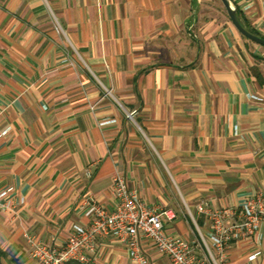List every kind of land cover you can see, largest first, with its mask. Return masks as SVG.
Listing matches in <instances>:
<instances>
[{
  "label": "crops",
  "instance_id": "obj_1",
  "mask_svg": "<svg viewBox=\"0 0 264 264\" xmlns=\"http://www.w3.org/2000/svg\"><path fill=\"white\" fill-rule=\"evenodd\" d=\"M231 1L264 37V0ZM221 4L0 0V192L23 198L0 210V264H35L25 235L60 243L91 221L87 199L111 211L117 171L149 207L172 210L166 233L189 241L209 227L197 203L237 209L264 190V46ZM142 247L147 264H170ZM87 256L129 264L112 235ZM224 264H264V220Z\"/></svg>",
  "mask_w": 264,
  "mask_h": 264
},
{
  "label": "built area",
  "instance_id": "obj_2",
  "mask_svg": "<svg viewBox=\"0 0 264 264\" xmlns=\"http://www.w3.org/2000/svg\"><path fill=\"white\" fill-rule=\"evenodd\" d=\"M108 94L110 90L105 89ZM253 99L261 98L251 95ZM135 109L126 111L125 117L134 120ZM106 123L101 122V124ZM7 129L0 132L4 135ZM89 175L90 172L86 171ZM12 187L0 192V210L14 208L17 201L6 199ZM112 193L116 199L111 211L102 205L85 200L92 208V218L87 225L72 224L69 233L60 243L44 244L31 235L25 237L35 264H67L71 261L89 264L88 253L93 252L97 240L112 235L123 241L127 247L129 264H147L143 253L142 240L150 241L158 253L166 256L170 264H224L230 244L258 228L264 220V190L245 198L239 208H213L209 201L196 204V213L204 215L209 227L206 236L189 241L173 238L163 226V219L171 220L175 214L170 209L156 211L149 207L128 188L125 176L117 171L113 177ZM232 220V221H231Z\"/></svg>",
  "mask_w": 264,
  "mask_h": 264
},
{
  "label": "water",
  "instance_id": "obj_3",
  "mask_svg": "<svg viewBox=\"0 0 264 264\" xmlns=\"http://www.w3.org/2000/svg\"><path fill=\"white\" fill-rule=\"evenodd\" d=\"M220 1L223 5L224 9L226 10V13H227L231 23L235 27V29L241 35H243L244 37H246L250 41H252L258 45L264 46V37L253 34L246 27H244V25L241 23L239 16L237 14V11H236V6L232 3V1L231 0H220Z\"/></svg>",
  "mask_w": 264,
  "mask_h": 264
},
{
  "label": "trees",
  "instance_id": "obj_4",
  "mask_svg": "<svg viewBox=\"0 0 264 264\" xmlns=\"http://www.w3.org/2000/svg\"><path fill=\"white\" fill-rule=\"evenodd\" d=\"M247 29H248L250 32H252L253 34H256V35L260 36V35L257 34L254 30H252V29H250V28H248V27H247ZM261 37H262V36H261ZM67 264H79V263L74 262V261H71V262H69V263H67Z\"/></svg>",
  "mask_w": 264,
  "mask_h": 264
},
{
  "label": "rangeland",
  "instance_id": "obj_5",
  "mask_svg": "<svg viewBox=\"0 0 264 264\" xmlns=\"http://www.w3.org/2000/svg\"><path fill=\"white\" fill-rule=\"evenodd\" d=\"M223 11L226 13V10L224 9L223 5L221 4Z\"/></svg>",
  "mask_w": 264,
  "mask_h": 264
}]
</instances>
